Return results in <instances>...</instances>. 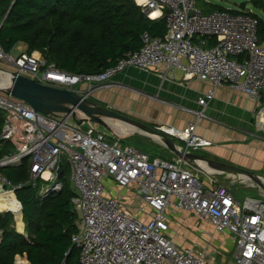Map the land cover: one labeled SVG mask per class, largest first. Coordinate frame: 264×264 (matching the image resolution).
Wrapping results in <instances>:
<instances>
[{"label":"built area","instance_id":"1","mask_svg":"<svg viewBox=\"0 0 264 264\" xmlns=\"http://www.w3.org/2000/svg\"><path fill=\"white\" fill-rule=\"evenodd\" d=\"M134 1L149 20L165 16L166 33L163 37L143 33L139 50L101 73L69 74L47 64L38 52L13 57L1 47L0 61L39 84L88 98L127 67L146 73L161 69L164 78L179 72L182 80L211 85L198 100L202 107L216 88L229 85L254 101L257 122L262 124L264 43L257 36V16L247 9L203 14L195 0ZM1 20L0 10V25ZM5 92L6 86L0 87V150L5 145L12 150L0 157V168L27 164L28 183L36 187L42 181L44 196L50 188L61 190L62 183H52L58 164H66L77 227L71 241L79 249V264H264L263 200L241 202L231 188L217 183L219 173L195 168L164 144L171 159L108 142L102 133L84 132L70 123V116L39 115ZM155 129L183 143L177 148L185 154L210 145L195 133L196 123L183 130ZM22 186L0 174V195H13ZM180 215L184 219L177 221ZM175 221L194 229L199 222L207 224L215 236L228 238L230 257L220 262L206 247L179 245L171 235Z\"/></svg>","mask_w":264,"mask_h":264},{"label":"trees","instance_id":"2","mask_svg":"<svg viewBox=\"0 0 264 264\" xmlns=\"http://www.w3.org/2000/svg\"><path fill=\"white\" fill-rule=\"evenodd\" d=\"M252 2L264 9L261 0ZM205 6L200 9L203 13L223 10ZM0 10L4 19L0 47L5 53L23 43L27 53L38 52L47 64L69 74L101 73L139 50L143 33L163 37L167 26L165 16L149 20L134 0H1ZM257 36L264 43L260 18ZM2 124L0 114V130ZM10 150V145L3 146L0 157ZM0 173L14 186L23 184L15 191L16 198L10 193V202L0 204V213L13 212L20 217L21 228V205L25 224L24 233H18L12 227V215L0 214V264H15L19 255H25L28 264H79V249L71 241L77 227L71 205L74 191L68 181L60 191L42 196L38 186L27 184L25 164L0 169Z\"/></svg>","mask_w":264,"mask_h":264},{"label":"crops","instance_id":"3","mask_svg":"<svg viewBox=\"0 0 264 264\" xmlns=\"http://www.w3.org/2000/svg\"><path fill=\"white\" fill-rule=\"evenodd\" d=\"M14 49L20 53L27 51V46L18 43L10 54ZM162 74L161 69L146 73L127 67L111 78L108 87L96 91L91 98L129 117L136 113L139 120L152 124V128L164 126L183 130L189 123H196L195 133L210 142L208 147L198 150L205 154L203 158L246 169L264 179V120L262 124L257 122L254 101L231 86L224 85L216 88L213 98L206 107H202L198 100L211 89L210 84L197 79L182 80L179 72L165 78ZM201 112L203 115L197 118ZM25 166L28 170L27 164ZM207 171L216 173L210 168ZM219 174L218 177L224 176L231 182L241 180L239 175ZM4 199L5 194H1L2 206Z\"/></svg>","mask_w":264,"mask_h":264},{"label":"rangeland","instance_id":"4","mask_svg":"<svg viewBox=\"0 0 264 264\" xmlns=\"http://www.w3.org/2000/svg\"><path fill=\"white\" fill-rule=\"evenodd\" d=\"M253 0H195L196 2V7L200 10H205L206 6L208 5V7H214V8H218V9H223V10H228V11H236L238 9H241L242 6L245 7V9L243 10H249L253 15L257 16L258 18L262 19L264 21V9H259L258 7L253 6ZM261 2L264 5V0H261ZM136 4V3H135ZM200 10V11H201ZM19 54V52L14 49L11 52V55L13 57H17ZM0 69L4 70V71H8V72H13L14 68L12 66H9L7 64H4L3 62L0 61ZM135 115H137L136 113H134ZM130 116L133 119L147 124L149 126H153L152 124H148L146 122H143L141 120H139L137 118V116ZM65 116V115H64ZM66 117H69L66 115ZM81 118V117H79ZM77 117V119H79ZM70 123L75 126L74 121L72 119V117H69ZM108 121V120H107ZM106 121V122H107ZM112 122H115V120H111ZM80 130L84 131V132H88L91 134H96L98 132H101L102 134L105 135V138L108 142H114V141H118L121 142L123 144H127L129 146L135 147L136 149L145 152L148 155H154V156H158V157H163L165 159H171L172 158V154L166 150L163 145L159 144L158 142H156L155 140H153L150 136H146L140 133H133L128 135H117L115 133V131L111 128V126H109L107 124V128H103L97 124L94 123H88V122H84L81 126H79ZM176 144L179 145H183V143L177 141V140H173ZM197 156L199 157H203L205 156L204 153H202L201 151L196 152ZM67 177H68V172H65V174L63 175V180H61V183H65V181H67ZM61 178V179H62ZM40 181V180H39ZM37 182V186H38V190L39 193L42 194L43 190L46 189V185H44V183H42V181ZM217 183L219 185L222 186H226L229 187L233 190H235L237 192L236 196L241 202L244 201L246 198H252L255 200H263L264 201V191L258 187L256 184H254L253 182H244L242 180H238L236 182H231V180L226 179L224 176H219L217 177ZM231 183V184H229ZM244 183V184H243ZM110 185V184H109ZM233 186V187H231ZM49 193H53V189L50 188ZM123 194V193H122ZM7 203V202H6ZM6 211H3L1 213H5ZM0 213V214H1ZM9 213L12 215V227L18 232H24L25 231V224L23 222V219L21 217V221H22V227L19 228L18 227V219L20 217L17 216V218L15 217V214L11 211H9ZM16 214H19L15 211ZM188 219L192 218L190 216H187ZM184 219L183 215H180L179 218L177 219V221H180ZM194 220V219H193ZM187 224V223H186ZM183 225L181 223V225L176 224V221L173 222L172 225V229H171V235L173 236V238L175 239V241L181 245V246H187V245H197V246H202V247H206L207 251L210 253V255L213 257V259L216 261H223L224 259L227 260V258H229V249H230V245H229V240L226 237H220V236H215L212 233V230L210 229V227L205 224V223H201L199 222V226L197 228H191L190 225ZM18 259H21L20 262H18L19 264H24L27 263V259L25 257V255H19L16 256V261H18Z\"/></svg>","mask_w":264,"mask_h":264},{"label":"water","instance_id":"5","mask_svg":"<svg viewBox=\"0 0 264 264\" xmlns=\"http://www.w3.org/2000/svg\"><path fill=\"white\" fill-rule=\"evenodd\" d=\"M3 22L4 20L0 27L3 25ZM5 72L9 77V81L6 85L7 92L5 93L9 94L14 99L27 103L32 110L39 115L48 116L53 114H64L71 116L77 126H81L84 122H88L107 128V120H116L129 124L142 133L160 137L167 149L177 157L190 162L195 168L202 169L200 166L191 162L192 160H199L205 163L208 168L215 170L216 173L245 176L264 191L263 178L259 177L257 174L240 167L214 162L195 154H185L180 151L179 147L177 148V144L168 135L125 114L102 106L92 100L91 97L81 96L69 90L45 86L27 76L19 75L15 72ZM77 117L81 118L77 119ZM63 175L64 167L62 163H59L56 169V177L52 184L60 182ZM15 191L16 190H14V194ZM20 211L22 213L21 205ZM5 213H9V211ZM15 264L17 263L15 262Z\"/></svg>","mask_w":264,"mask_h":264},{"label":"bare ground","instance_id":"6","mask_svg":"<svg viewBox=\"0 0 264 264\" xmlns=\"http://www.w3.org/2000/svg\"><path fill=\"white\" fill-rule=\"evenodd\" d=\"M136 1L138 3L141 2V0H136ZM8 81H9V77H8L7 73L4 72L3 70H0V87L6 86ZM107 124L109 126H111V128L115 131V133L117 135H128L129 136L130 134L138 132L140 134H143V135H146V136H150L153 140H155L159 144H163V141L161 140L160 137L142 133L137 128H135V127H133V126H131L129 124L122 123V122H119V121H116V120H115V122H112L111 120H108ZM199 166H201L202 168H206L207 169V167L203 163H200ZM207 170H209V169H207ZM44 177L46 178L47 174H45ZM238 178H240L244 182H250V180L247 177H245V176H240ZM262 182L264 184V179H262ZM9 202H10V193H5V199H4L3 206H6Z\"/></svg>","mask_w":264,"mask_h":264}]
</instances>
